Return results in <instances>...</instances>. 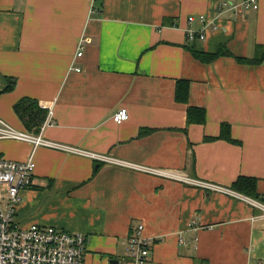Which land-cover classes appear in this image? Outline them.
Listing matches in <instances>:
<instances>
[{
    "label": "crops",
    "instance_id": "crops-1",
    "mask_svg": "<svg viewBox=\"0 0 264 264\" xmlns=\"http://www.w3.org/2000/svg\"><path fill=\"white\" fill-rule=\"evenodd\" d=\"M242 1L0 0V119L24 131L13 107L34 99L49 111L45 139L86 152L0 139L7 160L34 155L17 207L23 227L84 234L87 264H135L126 255L139 225L152 242L147 264H264L261 211L231 189L253 177L264 196V62L236 59L264 47V0L236 14ZM200 16L216 27L190 42ZM193 43L233 56L202 63ZM179 80L189 82L186 103ZM189 107L205 109L206 123L189 125ZM122 108L129 119L117 124ZM222 124L235 143L205 141Z\"/></svg>",
    "mask_w": 264,
    "mask_h": 264
},
{
    "label": "built area",
    "instance_id": "built-area-1",
    "mask_svg": "<svg viewBox=\"0 0 264 264\" xmlns=\"http://www.w3.org/2000/svg\"><path fill=\"white\" fill-rule=\"evenodd\" d=\"M258 8L259 0H244L235 10L236 14H239ZM194 20V17L189 18L190 22ZM200 20L204 24L201 31L189 29L187 32V38L190 42L204 41L207 30L216 27L204 16H200ZM82 55L83 47L81 46L77 57H82ZM74 70L80 72L78 67ZM128 119L129 113L125 108L120 109L114 115V122L117 124H122ZM43 128L44 125L38 134H33L26 130H17L0 119V139L28 142L33 145L34 151L39 147H46L73 154H86L76 147L45 139ZM90 156L112 164H125L123 161L105 156L93 154ZM35 168L36 163L33 154L25 162L11 161L0 156V264H87L85 259L87 236L84 234L38 224L23 227L17 221V207L22 201L21 191L32 185ZM145 170L154 174L159 173L158 170ZM172 176L175 175L172 174ZM204 187L222 190L209 184H204ZM247 200L261 211L260 218L264 219V203L254 199ZM143 230V225H139L135 229L130 236L127 248L126 256L135 264H147L150 253L149 246L152 242L143 236Z\"/></svg>",
    "mask_w": 264,
    "mask_h": 264
},
{
    "label": "trees",
    "instance_id": "trees-1",
    "mask_svg": "<svg viewBox=\"0 0 264 264\" xmlns=\"http://www.w3.org/2000/svg\"><path fill=\"white\" fill-rule=\"evenodd\" d=\"M256 56L253 58L236 57L237 61L242 64H261L264 62V47H257ZM192 53L193 57L202 63H211L221 56H233L226 48H220L215 53H206L199 49L194 43L187 47ZM15 86V80H8V86L4 92L12 91ZM189 94V82L187 80H179L176 88V99L178 102L186 103ZM14 111L19 117L26 131L38 134L43 127L48 116V109L40 106L38 101L31 98H22L14 105ZM188 124H205L206 111L202 108L189 107L188 108ZM222 139L230 143H235L231 135V126L229 124H222L220 135L216 138H205V141H213ZM258 179L253 177H239L231 186V189L246 197L264 202L263 194L258 191Z\"/></svg>",
    "mask_w": 264,
    "mask_h": 264
},
{
    "label": "water",
    "instance_id": "water-1",
    "mask_svg": "<svg viewBox=\"0 0 264 264\" xmlns=\"http://www.w3.org/2000/svg\"><path fill=\"white\" fill-rule=\"evenodd\" d=\"M2 91L0 90V95H1Z\"/></svg>",
    "mask_w": 264,
    "mask_h": 264
}]
</instances>
